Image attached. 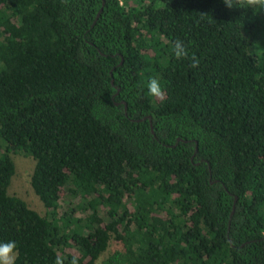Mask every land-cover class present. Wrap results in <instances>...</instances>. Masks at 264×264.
<instances>
[{"label": "trees", "instance_id": "obj_1", "mask_svg": "<svg viewBox=\"0 0 264 264\" xmlns=\"http://www.w3.org/2000/svg\"><path fill=\"white\" fill-rule=\"evenodd\" d=\"M123 5L0 0V242L15 264H264V10ZM18 153L43 216L8 192Z\"/></svg>", "mask_w": 264, "mask_h": 264}, {"label": "clouds", "instance_id": "obj_2", "mask_svg": "<svg viewBox=\"0 0 264 264\" xmlns=\"http://www.w3.org/2000/svg\"><path fill=\"white\" fill-rule=\"evenodd\" d=\"M120 6L123 7V0H119ZM225 6L229 9H251L264 10V0H223ZM172 53L177 60H183L189 58L187 48L183 41L176 40L172 46ZM191 68H197L199 66V60L193 55L191 58ZM148 95L154 100L163 101L166 93L162 88L160 81L153 77L147 84ZM17 257V244L15 241L9 240L7 242H0V264H15ZM55 264H64V258L57 256ZM69 264H78L77 257L73 256Z\"/></svg>", "mask_w": 264, "mask_h": 264}, {"label": "rangeland", "instance_id": "obj_3", "mask_svg": "<svg viewBox=\"0 0 264 264\" xmlns=\"http://www.w3.org/2000/svg\"><path fill=\"white\" fill-rule=\"evenodd\" d=\"M12 158L15 163V174L8 190L9 194L23 199L31 209L42 216L45 215V207L36 196L31 186V177L35 168V161L21 153L13 154ZM131 208L134 209L133 204H131ZM89 218H91V216H89ZM118 248V245L112 242L109 250L103 255L102 259H105Z\"/></svg>", "mask_w": 264, "mask_h": 264}, {"label": "water", "instance_id": "obj_4", "mask_svg": "<svg viewBox=\"0 0 264 264\" xmlns=\"http://www.w3.org/2000/svg\"><path fill=\"white\" fill-rule=\"evenodd\" d=\"M112 83H114V82H112ZM117 93H119V91L117 92ZM125 104V103H124ZM125 109H127V106H126V104H125ZM151 120V119H150ZM151 129H152V131H153V126H152V124H151ZM236 200H237V198H236ZM234 211H235V206H234V208H233V211H232V214H231V216H233V214H234Z\"/></svg>", "mask_w": 264, "mask_h": 264}]
</instances>
